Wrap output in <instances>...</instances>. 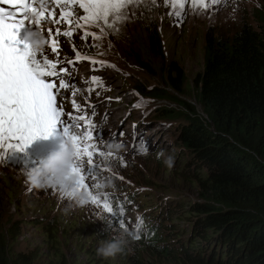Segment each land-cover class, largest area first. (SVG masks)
<instances>
[{
  "label": "rangeland",
  "instance_id": "rangeland-1",
  "mask_svg": "<svg viewBox=\"0 0 264 264\" xmlns=\"http://www.w3.org/2000/svg\"><path fill=\"white\" fill-rule=\"evenodd\" d=\"M144 4L147 5V12L139 17ZM217 4L219 5L209 4L207 9H201L194 7L192 0H188L184 1L183 9H173L171 0L168 3H165V0H144L135 11L134 5L129 7L126 19L118 22L120 29L112 39V42L117 44V48H113L117 53L114 61L120 69L114 88L117 93L125 96L127 103L125 105L123 101L122 106L127 108L135 104L136 107L150 110L153 116L151 123L157 124L156 121H161L168 126L164 129L161 124L150 123L155 135L161 140L158 150L164 155L161 156V152L158 153L157 150L144 158L128 159L132 164L124 172L139 192L143 193L138 202V212L148 213L149 218L153 219L156 212L154 207L160 208L162 205L161 208H165L156 224L163 225L164 220H169L166 225L174 233L169 234V229L164 228L163 231L168 232L163 234L173 245L179 239L186 241L187 235L191 233L189 220L196 216H187L184 210L192 204L203 202L197 186L189 181L195 174L196 163L193 164V155L181 145L180 130L197 124H201L204 130L212 129L199 110L195 89L190 83L195 74L202 71L204 65L206 32L215 30L219 35L231 36L240 23L248 18L251 19V27L257 28V21L252 17L264 8V0H230L227 4L223 2V5L219 0ZM185 9V20L176 27L170 22L169 16ZM138 17L139 22H136ZM152 27H156L163 43V67L168 69L175 65L183 70L185 82L182 85L180 83L182 93L174 94L161 85L156 75L155 63H152L146 72L144 66L131 65L127 60H131L128 57L131 49L140 59L138 65L148 64L146 40ZM155 65L159 70V64ZM137 87L162 91L166 89V92L174 95L170 94V101L142 97L136 91ZM175 98L179 102H174ZM185 105L193 108L196 115L189 113L186 108H181ZM126 108L121 115H126ZM158 108L166 110V116L158 114ZM160 129L166 132L162 134ZM169 155L173 158L171 166L165 163V158ZM24 173V168L14 161L10 153L0 155L2 226L8 230L7 224H18L19 221L20 228L18 238L14 237L8 242L11 256L23 255L29 258L34 257L36 253L32 264H58L60 258L63 259V264H177L174 261L170 263L162 258H154V253L149 250L151 247L137 243L138 241H129L125 250L115 257L104 258L97 255L99 242L118 233L86 205L73 206L68 212H64L70 201L54 197L48 188H31L25 182ZM178 208L180 210H177ZM179 215L181 218H177ZM149 225L150 223L145 230L150 228ZM208 241L209 239L202 245ZM222 252H225L224 248Z\"/></svg>",
  "mask_w": 264,
  "mask_h": 264
},
{
  "label": "trees",
  "instance_id": "trees-1",
  "mask_svg": "<svg viewBox=\"0 0 264 264\" xmlns=\"http://www.w3.org/2000/svg\"><path fill=\"white\" fill-rule=\"evenodd\" d=\"M252 19L257 28L251 27L248 18L231 36L206 32L204 65L190 83L212 129L192 125L183 128L180 136L194 157L196 171L189 181L195 183L203 202L183 209L187 216H196L189 220L191 233L186 241L172 248L162 232L172 234L173 230L155 233L147 244L154 258L177 264H264V8ZM146 45L149 65H138L140 59L131 49L129 64L144 66L146 72L152 63L159 64V70L154 67L161 85L174 94L182 93L183 70L175 65L163 67V43L156 27L148 31ZM135 89L158 100L170 101L174 95L166 89ZM181 108L196 115L189 106ZM156 111L166 116V110ZM161 206L154 209L163 211ZM2 221L0 209V264H32L36 253L28 258L11 256L9 251L8 242L19 235V221L7 224L8 230ZM62 260L57 263L63 264Z\"/></svg>",
  "mask_w": 264,
  "mask_h": 264
},
{
  "label": "snow or ice",
  "instance_id": "snow-or-ice-1",
  "mask_svg": "<svg viewBox=\"0 0 264 264\" xmlns=\"http://www.w3.org/2000/svg\"><path fill=\"white\" fill-rule=\"evenodd\" d=\"M49 2L60 8L59 16L48 9ZM137 2L139 0H0V4L9 5L12 9L0 7V155L9 149L22 152L32 140L41 135L47 136L60 125L64 136H69L76 148L72 167L78 177L76 187L88 191L90 202L101 206L105 213L113 217L117 213L107 200L101 205L99 198L89 191L85 183L86 175H91L98 167L94 164V155L110 156L112 153L97 152V145L90 143L94 125L84 115L69 112L66 119L62 118L65 112L58 101V93L61 89H67L69 84L60 76L68 72L59 60L60 39L72 33L61 31L60 25L73 23L69 19L72 16L69 9L71 5L78 4L84 13L79 17L83 24L99 28L100 34L104 35L105 28H113L116 23L126 19L128 6ZM168 2L165 0V3ZM211 3L217 4L219 0H211ZM192 4L201 9L209 7L206 0H192ZM171 7L183 9L184 0H171ZM174 14L179 17L182 13L177 11ZM36 25L46 37V46L39 53L32 51L18 38L21 29ZM53 25L56 27L53 28ZM46 49L57 55L56 62L47 58ZM76 59H81L79 54ZM72 63V60H68L69 65ZM92 63L104 62L93 60ZM56 78H59L58 87L54 82ZM92 79L95 81L96 77ZM72 107L79 111L75 102ZM80 121L84 126L82 135L72 132L74 127L80 126ZM28 190L31 191L30 188ZM117 222L121 229L126 228L122 219ZM140 223L138 217L135 227L139 228Z\"/></svg>",
  "mask_w": 264,
  "mask_h": 264
},
{
  "label": "clouds",
  "instance_id": "clouds-1",
  "mask_svg": "<svg viewBox=\"0 0 264 264\" xmlns=\"http://www.w3.org/2000/svg\"><path fill=\"white\" fill-rule=\"evenodd\" d=\"M229 1L230 0H228V2ZM140 4H142V2L134 4L135 6L134 11ZM146 9H147V5L146 6L143 5V11L139 15V17L147 12ZM139 17L136 20V22H139ZM113 37L111 39H113ZM21 40L25 42L31 48V50L36 53H39L46 46L45 34L40 30V27L38 25L29 26L25 28V30L23 31ZM79 42L80 41H78L77 43H73V45H77L79 44ZM100 43L101 42H97V41L95 42V44H100ZM115 46L117 47V44L112 42L111 47L114 48ZM115 94L117 95V97H121L125 103V100H124L125 96H122L116 91H115ZM139 95L142 97H147L141 94ZM125 105H127V103H125ZM132 105H135V104H132ZM120 108L123 111L126 107H123L121 105ZM128 108L129 107H127L126 110ZM69 111L75 112L76 110L73 109ZM109 147L113 150H119L121 146L117 143H113ZM7 153H10L14 161L24 168L25 182L31 188L38 189V190H43L45 188H48V191H50L49 193H52V188H56L61 196H63L68 201H70L68 207L63 210L64 212H68L73 206H83L88 202L89 200L88 191L84 190L83 188L76 187L78 177L72 171L73 162L76 159V148L74 147V143L69 136H65V139L60 144L58 150L51 152L37 167L31 168V165L29 164L28 159H27L28 151L23 150L21 152V151L9 149ZM160 155L163 156L164 153L161 152ZM124 157H125L124 166H121L120 164L118 167V171L115 170L116 174L118 175H122V174L125 175L124 171L127 168H129L132 164V162H130L127 159L126 155H124ZM172 159H173L172 156L170 155L167 156L165 158V163L168 166H171ZM100 187L101 186H99L98 189H100ZM54 197H56L55 194H54ZM57 198L62 199L60 197H57ZM166 228L170 229L168 226H166ZM161 230L163 231L164 227H161V226L156 227V228L153 227L152 229L149 230V232L147 229V232L144 234L143 237H141V233L138 229L136 230L135 233L129 231L127 228L121 229V231L116 236L101 240L99 242V246L96 249V253L97 255L104 257V258L115 257L116 255L122 253L125 250L129 241H132L135 239L132 242L138 241L137 243L149 244L151 241H153L155 237V233L158 231L161 232ZM136 235L139 237L138 239H136ZM150 235L151 237H149ZM180 240L181 239H179V241ZM179 241H177L175 245L170 244V242L169 244L172 248H174L175 246H178ZM183 241L184 240H182V242Z\"/></svg>",
  "mask_w": 264,
  "mask_h": 264
},
{
  "label": "bare ground",
  "instance_id": "bare-ground-1",
  "mask_svg": "<svg viewBox=\"0 0 264 264\" xmlns=\"http://www.w3.org/2000/svg\"><path fill=\"white\" fill-rule=\"evenodd\" d=\"M219 5V4H218ZM223 5V4H222ZM7 6V9L8 10H11V7L9 6V5H3V4H0V7H6ZM251 21V20H250ZM242 27V26H241ZM25 30V29H24ZM166 38H167V36H166ZM175 40V39H174ZM169 42V41H168ZM175 45V44H174ZM121 48V47H120ZM172 48V47H171ZM108 51H114V49L113 48H108L107 49ZM113 54H115L116 55V57H117V53L116 52H113ZM56 80V79H55ZM67 83L69 82L68 80L66 81ZM59 86V83H57V87ZM140 88V87H139ZM152 124H154V123H152ZM159 124H161V126H162V128H164V129H166V128H168V126H167V124L166 123H162V122H157V124H154V125H159ZM57 128H58V130H59V132L61 131V126L60 125H57L56 126ZM164 129H160V131H163ZM166 132V130L165 131H163L162 132V134L163 133H165ZM60 139H62V136H60ZM56 150H58V148H55V150L54 151H56ZM120 208H121V211H124V202H121V203H118L117 204ZM16 238H18V237H16ZM10 239V238H9Z\"/></svg>",
  "mask_w": 264,
  "mask_h": 264
}]
</instances>
